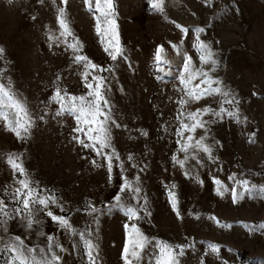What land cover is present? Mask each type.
<instances>
[{
  "label": "rangeland",
  "instance_id": "obj_1",
  "mask_svg": "<svg viewBox=\"0 0 264 264\" xmlns=\"http://www.w3.org/2000/svg\"><path fill=\"white\" fill-rule=\"evenodd\" d=\"M155 2L159 0H113L123 49L113 60L101 43L110 37L96 32L97 17L101 28L107 27L104 18L94 7L89 10L86 0H0V83L33 120L25 139L0 121V198L10 214L19 211L21 206L11 200L19 177L7 163L8 155H14L41 197L57 201L46 209L33 206L38 223L32 229L21 219L5 218V238L19 236L29 247L46 249V237L51 236L60 264H88L85 241L90 240L96 264H124L123 248L134 237L126 231L128 225L152 241L133 264H155L159 241L182 246L179 264H264V234L245 227L264 222V199L245 193L233 203L231 195L233 188L241 191L240 181L264 186V0H163L162 12L152 7ZM60 7L71 35L58 23ZM177 24L189 32L182 33ZM197 28L205 31L196 33ZM200 41L211 46L217 64L200 61ZM74 43L79 50L70 47ZM160 46L163 62L158 64L155 53ZM78 55L103 71L84 69L74 59ZM189 56L193 67L207 70L221 82L213 86L229 95L179 103L188 99L179 76ZM85 71L88 82L95 83L96 77L105 82L112 139L102 155L73 139L79 136L91 143L73 131L74 117L56 114L57 89L62 95L87 94ZM209 108L213 111L200 113L203 128L180 134L182 123L192 124L188 113ZM2 110L11 118V109ZM189 136L192 144L202 140L211 155L193 148L182 151ZM108 155L113 157L111 173ZM173 157L184 160V166ZM216 179L229 189L223 196L216 191ZM125 180L130 188L122 192ZM135 188L140 191H132ZM169 189L176 194L181 218L171 207ZM116 196L124 207L136 208L141 218L127 217L117 207ZM92 207L98 211L92 213ZM48 211L69 218L75 232L84 235L60 228ZM212 217L232 227H220ZM209 244L220 246L218 255ZM8 255L0 257V264H6Z\"/></svg>",
  "mask_w": 264,
  "mask_h": 264
},
{
  "label": "snow or ice",
  "instance_id": "obj_2",
  "mask_svg": "<svg viewBox=\"0 0 264 264\" xmlns=\"http://www.w3.org/2000/svg\"><path fill=\"white\" fill-rule=\"evenodd\" d=\"M56 0H52V3H55ZM89 5V10L93 7L98 10L101 16L104 18V23L107 25L106 28H101L100 17H97L96 23V32L98 35H104L110 37L109 39L101 40V43L104 44V51L108 53L111 59H117V56L123 53V49L120 45L118 26L114 19L113 11V0H86ZM67 0H61V4H66ZM163 0L153 3L152 7L158 11H163ZM58 23L61 28L64 29V33L71 35V31L65 19L64 8H58ZM176 27L180 28L181 32L187 34L189 29L180 26L179 24ZM196 33H202L205 31L203 28H197L194 30ZM198 48L201 51L200 61L204 64L215 65L218 62L214 58V53L212 52L211 46L203 41L198 43ZM73 49L79 50L78 44L74 43L70 45ZM173 48H177V45H172ZM3 48H0V54L3 53ZM164 52L163 46L158 47L155 53V61L159 64L162 61V53ZM75 61L84 69H92L94 71H103L98 65L92 63L87 56L78 55L75 58ZM83 78L85 80V87L89 89L86 95H67L61 94V90H56V95L54 100L60 105L57 115H68L74 117L76 121V126L73 128V131L76 133H83L87 141L91 143H86L85 139H81L79 136H73L74 140H77L80 145L85 148H90L94 150L97 155L104 154L103 149L111 147V130L109 127L110 117L106 111V105H108V100L104 95V86L105 82L103 77H96L95 83L89 81V73L87 71L83 72ZM180 83L184 85L185 95L188 99H181L179 103L187 104L189 100L199 102L200 100L216 95L222 94L228 96V92H222L220 87H214L213 85H218L221 82L213 79L207 70L197 69L193 67L192 57H187L183 64V75L179 76ZM196 81H199L196 83ZM67 99V103H65ZM232 103L231 100L227 101ZM11 109V118L10 114L2 109ZM213 111L212 109H201L196 112L188 113L187 118L192 121V124L182 123L181 128L183 131L195 132L197 128H203L204 122L200 119L201 112ZM217 114V113H214ZM183 115V113H181ZM227 115L236 117L237 113L228 112ZM42 118V117H41ZM0 121L5 123L6 129L15 134L18 139H25L29 133L30 127L33 124L32 118L29 116L26 106L18 100L14 94L3 84L0 83ZM23 133V135H22ZM146 135V133H145ZM255 133H253V136ZM188 144H186L182 151L188 152L189 148L202 150L204 153L211 155V149L204 145L202 140H197L195 144H192L191 141L194 139L192 136L188 138ZM250 143H254L253 139H250ZM114 151V150H113ZM107 168L111 173L113 168V157L108 155L107 157ZM131 158V157H129ZM116 159H119L117 156ZM173 159L181 167L184 166V160H178L176 157ZM7 163L11 167L14 174H16L19 179L17 180L18 187L11 192V200L17 205H20L19 211L13 210V213L8 212V204L3 198H0V257L5 253L8 255V260L6 264H60L61 256L53 251V245L51 244L52 237H46L49 241L46 249L45 248H34L25 245L21 237L16 236L11 239L5 238V227L7 219H21L25 227L32 229L34 223H38L35 220L33 215V206L38 205L42 208H48L50 204H55L57 201L55 198H42L41 192L38 190L33 182L27 177V171L24 168L20 158L14 155H8ZM94 165L99 167L100 165L96 164V161H92ZM187 176L188 173H185ZM230 179H235V177H230ZM216 185L218 186L216 191L219 195L223 196L225 191H228L223 183L219 180H215ZM241 191L238 192L235 188L231 189L232 201L237 203L239 199H243V195L246 193L253 198L264 199V186L257 187L256 185H250L247 180L240 181ZM175 185H172V188H175ZM130 185L127 180L124 181L121 188L122 192L129 190ZM2 191V190H0ZM132 191L139 192V188L132 189ZM168 196L170 199L171 207L176 213L178 218L180 217V212L178 209V200L176 194L168 190ZM115 200L117 202V207H120L124 214L129 218L140 219V215L136 208L134 207H124L120 201L121 197L116 196ZM39 211V208L37 209ZM98 211L95 207H92L91 212L95 213ZM26 213V215H22ZM150 215V213H149ZM47 216L55 221L58 226L65 231H68L70 234L83 236V233L75 232L73 226L70 223L69 218L64 216L54 215L52 211L47 212ZM7 218V219H5ZM220 227L231 228L232 225H224L219 220H216L215 217H212ZM251 233H260L264 234V222L260 224L245 225ZM126 231L129 232V235L134 237L130 239L128 243L125 244L122 251V259L124 264H133L135 259L139 262L142 259L141 253L147 246V244L152 243L148 237H146L139 228L132 226L129 230L128 225H125ZM43 235V233H41ZM87 247V259L88 264H96V259L93 256V249L95 245L91 241H85ZM56 248H59L60 251H64L62 246L55 245ZM210 251L214 254H219L220 246L217 244L208 245ZM231 251V250H230ZM41 253H43L41 255ZM184 254L183 248L180 245L173 246L164 241H159L155 244L153 252V260L155 264H179V257Z\"/></svg>",
  "mask_w": 264,
  "mask_h": 264
}]
</instances>
